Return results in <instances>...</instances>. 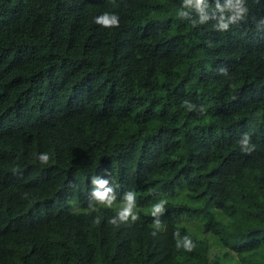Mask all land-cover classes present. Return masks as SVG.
Here are the masks:
<instances>
[{
    "label": "trees",
    "instance_id": "1",
    "mask_svg": "<svg viewBox=\"0 0 264 264\" xmlns=\"http://www.w3.org/2000/svg\"><path fill=\"white\" fill-rule=\"evenodd\" d=\"M233 253L264 264V0H0V264Z\"/></svg>",
    "mask_w": 264,
    "mask_h": 264
},
{
    "label": "clouds",
    "instance_id": "2",
    "mask_svg": "<svg viewBox=\"0 0 264 264\" xmlns=\"http://www.w3.org/2000/svg\"><path fill=\"white\" fill-rule=\"evenodd\" d=\"M97 22H102L105 26H109V27L115 26L119 23L118 17L114 14H109V13H105L102 17H99L97 19ZM40 159L43 160L44 162H47L49 160V156L47 154H44L40 157ZM129 199H131V197H129ZM160 210H161L160 206H157L156 211H160ZM129 214L130 211H125L121 215L122 217H126ZM97 223H99V221H97ZM110 223H112V221H110ZM184 248H186L189 251H191L193 248V244L191 243V240L187 237H185Z\"/></svg>",
    "mask_w": 264,
    "mask_h": 264
},
{
    "label": "rangeland",
    "instance_id": "3",
    "mask_svg": "<svg viewBox=\"0 0 264 264\" xmlns=\"http://www.w3.org/2000/svg\"><path fill=\"white\" fill-rule=\"evenodd\" d=\"M116 207H117L119 210H124V209H126L127 211H130L131 213H133L134 210H135L134 207H131V206H129V205H124V204H116ZM190 224H192V223H190ZM211 254H212L213 256H215L216 254H220V255H222L221 248H220L219 245H217V244L215 243V240H214V239H212ZM236 260H237V257L235 256V253H233V254H232V258L229 257V258L227 259V262H228L229 264H233V262H235Z\"/></svg>",
    "mask_w": 264,
    "mask_h": 264
}]
</instances>
